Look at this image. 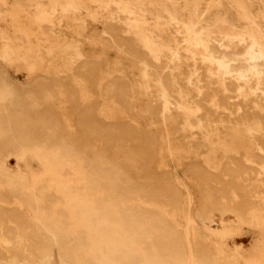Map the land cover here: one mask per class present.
Returning a JSON list of instances; mask_svg holds the SVG:
<instances>
[{"label":"rangeland","instance_id":"obj_1","mask_svg":"<svg viewBox=\"0 0 264 264\" xmlns=\"http://www.w3.org/2000/svg\"><path fill=\"white\" fill-rule=\"evenodd\" d=\"M209 1L0 0V208L12 233L60 230L32 264H79L81 249L95 264L64 207L58 224L24 205L47 184L78 189L89 212L141 215L118 264H264V0ZM22 257L12 247L1 263Z\"/></svg>","mask_w":264,"mask_h":264},{"label":"bare ground","instance_id":"obj_2","mask_svg":"<svg viewBox=\"0 0 264 264\" xmlns=\"http://www.w3.org/2000/svg\"><path fill=\"white\" fill-rule=\"evenodd\" d=\"M158 1V0H157ZM211 1V0H210ZM209 1V2H210ZM214 0H212L213 2ZM154 2V1H153ZM206 2H208V0H206ZM217 2V1H216ZM215 2V3H216ZM256 2V1H255ZM73 3V2H72ZM146 3V2H145ZM149 3V2H148ZM147 3V4H148ZM214 3V2H213ZM173 4V3H172ZM211 4V3H210ZM209 4V5H210ZM259 4V3H258ZM98 5V4H97ZM96 5V6H97ZM175 5V4H174ZM205 5V4H204ZM212 5V4H211ZM215 5V4H214ZM52 6V5H51ZM100 6V5H99ZM157 6V5H156ZM213 6V5H212ZM208 7V6H207ZM102 8V7H101ZM209 8V7H208ZM207 8V9H208ZM204 9V8H203ZM206 9V7H205ZM258 9V8H257ZM158 10V9H157ZM159 11V10H158ZM157 11V12H158ZM42 12H44L43 10L41 11V14ZM105 14V13H104ZM259 14L261 15L260 17H263L264 18V1H261V5L259 7ZM42 18H44V14L41 15ZM35 19H39V18H35ZM41 20V19H39ZM260 26V25H259ZM134 27V26H133ZM258 28V27H257ZM135 29V28H134ZM261 31V30H260ZM264 32V31H263ZM258 33V32H257ZM199 43L201 45H203V47L205 49L209 48V40H204V39H200L199 40ZM128 47V46H127ZM240 48V47H239ZM215 50V49H214ZM246 50V49H245ZM236 53V52H235ZM243 56V55H242ZM261 56L264 58V53L261 54ZM214 57V56H213ZM212 57V58H213ZM214 60V59H213ZM218 60V59H217ZM222 61V60H221ZM253 66V65H252ZM219 67V66H218ZM157 68V67H156ZM230 68V67H229ZM255 71H256V68H254ZM230 70V69H229ZM259 70V68H258ZM242 72V71H241ZM93 74V73H92ZM240 74V73H239ZM250 77V75H248ZM159 77V76H158ZM262 77V76H261ZM158 79V78H157ZM262 79V78H260ZM258 81V80H257ZM118 84V83H117ZM116 85V84H115ZM161 85V84H160ZM120 88L119 89H122L121 88V85H119ZM67 88V87H66ZM166 91V90H165ZM116 92V91H115ZM122 92V91H121ZM119 93V92H118ZM116 94V93H115ZM74 96V95H73ZM120 96V95H119ZM161 96L163 97V94H161ZM170 96V95H169ZM124 97V96H123ZM171 97V96H170ZM74 98V97H72ZM121 100V99H120ZM163 101V100H162ZM126 104V103H125ZM164 104V103H163ZM87 109V108H86ZM93 115V114H92ZM48 123V122H47ZM50 124V123H49ZM87 124V123H86ZM85 124V125H86ZM43 124H40L39 126H42ZM84 125V126H85ZM55 126V125H54ZM88 125H86L87 127ZM96 124L92 123V127L93 129L96 128ZM129 126V125H128ZM38 127V126H37ZM44 127V125L42 126ZM39 128L37 129V137L38 139L40 140H47L46 137L48 138V132L50 133L51 131V128L49 130L45 129L47 128L46 127V124H45V128ZM49 127V125H48ZM50 127H51V124H50ZM53 127V125H52ZM84 127V128H86ZM89 127V126H88ZM87 127V128H88ZM113 127V126H112ZM87 128L85 130H87ZM126 128V127H125ZM53 129V128H52ZM56 129V128H55ZM53 129V131L55 130ZM115 129V128H114ZM130 129V128H129ZM128 129V130H129ZM89 130V129H88ZM96 130V129H95ZM127 130V129H126ZM127 130V131H128ZM133 130V129H132ZM136 130V129H135ZM84 131V130H83ZM125 131V130H124ZM130 131V130H129ZM132 132V131H131ZM130 132V133H131ZM103 133V132H102ZM36 134V133H35ZM52 134V132L50 133ZM138 134V133H137ZM130 135V134H129ZM139 135V134H138ZM144 137V136H143ZM140 138V140H144V138L142 139L140 136L138 137ZM84 139V138H83ZM137 139V138H136ZM152 140V139H151ZM75 141V140H74ZM154 141V140H153ZM76 142V141H75ZM133 142V141H132ZM139 142V141H138ZM151 142V141H150ZM155 142V141H154ZM82 143V142H81ZM60 144L64 147V150L68 151V152H71L73 149H70L69 146H68V143L67 142H62L60 141ZM83 144V143H82ZM155 144V143H154ZM60 145V146H61ZM59 146V147H60ZM84 148V147H83ZM86 148V147H85ZM149 148V147H148ZM144 149V148H143ZM39 150V148H38ZM151 151V150H150ZM82 152V151H81ZM104 153V152H103ZM65 154V153H64ZM84 154V152H83ZM144 154V153H142ZM69 155V154H68ZM63 156V155H62ZM74 156V155H73ZM94 156V155H93ZM126 156V155H125ZM135 156V155H134ZM103 157V156H102ZM131 157V156H130ZM86 158V156H85ZM92 158V157H91ZM95 158V157H94ZM115 158V157H114ZM111 159V158H110ZM121 159V158H120ZM127 159V158H126ZM129 159V158H128ZM127 159V161H129ZM88 160V159H87ZM106 160V158H105ZM109 161V160H108ZM111 161V160H110ZM130 161L133 162V160L130 159ZM89 162V161H88ZM92 162V161H91ZM94 162H95V159H94ZM113 162V161H112ZM86 163V162H85ZM93 163V162H92ZM114 163V162H113ZM118 163V162H117ZM116 163V164H117ZM129 163V162H128ZM99 164V163H98ZM105 164V163H104ZM127 164V163H126ZM130 164V163H129ZM133 164V163H132ZM119 165V164H118ZM128 165V164H127ZM99 166V165H98ZM117 166V165H116ZM116 166L111 164L110 165V169L113 170V173L115 174V172L117 173V169H116ZM58 167V166H57ZM64 167V166H63ZM81 167V166H80ZM87 167V166H86ZM107 167V166H106ZM238 167V166H237ZM99 168V167H98ZM97 168V169H98ZM118 168H120L118 166ZM121 168L122 165H121ZM65 169V168H63ZM109 169V168H108ZM132 169V168H131ZM76 170V169H75ZM79 170V169H77ZM88 170H91V166L90 164L88 165V167L86 168V171ZM121 170V169H120ZM123 170V169H122ZM68 171V170H67ZM66 171V172H67ZM119 171V170H118ZM44 172V171H43ZM66 172H64V174H66ZM99 172V171H98ZM55 173V171H54ZM57 173V171H56ZM63 173V172H62ZM68 173V172H67ZM73 173V172H72ZM119 173V172H118ZM139 173V172H138ZM51 174V172H50ZM63 174V175H64ZM71 174V173H70ZM100 174V173H99ZM97 173V178L95 181H93V183H91L92 185L94 184L95 187L98 186V180L100 178V175ZM120 175L123 174L122 173H119ZM118 174V175H119ZM137 174V173H136ZM48 175V174H47ZM58 175V173H57ZM67 175V174H66ZM197 175V174H196ZM46 176V175H45ZM74 176V174H73ZM137 176V175H136ZM200 176V175H199ZM44 177V175H43ZM42 177V178H43ZM59 177V176H58ZM57 177V178H58ZM77 177V176H76ZM117 178V176H115ZM119 177V176H118ZM55 178V179H57ZM61 178V177H60ZM81 178V177H80ZM87 178V177H86ZM44 179V178H43ZM74 179V178H73ZM83 179V178H81ZM80 179V180H81ZM197 179V178H196ZM37 180V179H36ZM59 180V179H58ZM76 180V179H75ZM93 180V179H92ZM118 180V179H117ZM39 181V180H38ZM79 181V180H78ZM83 181H85L83 179ZM83 181H80V182H83ZM102 181V180H101ZM115 181V180H114ZM112 181V182H114ZM197 181V180H196ZM48 182V181H47ZM54 182V181H53ZM116 182V181H115ZM112 183V184H107L106 185V188H110L112 186H116L117 183ZM126 182V181H125ZM128 182V181H127ZM49 183V182H48ZM52 183V182H51ZM63 183V182H62ZM66 183V182H65ZM75 183V181H74ZM79 183V182H78ZM87 183V182H86ZM109 183V182H108ZM76 184V183H75ZM105 184V183H104ZM34 185V184H33ZM43 185V184H42ZM59 185V184H58ZM58 185H51V184H47L45 186V191H43V189L41 188H37V189H34L33 190L35 192L34 193V198L33 200H30V201H26V203L24 205H26V207L29 209V210H32L33 209V206L35 205V202H37L38 200L41 201V203L43 204V212H42V215L45 214V213H48L49 216L52 218V220L54 219H57L58 221V224L59 223H62L63 221V210L61 209L62 207H64V210L66 212L69 213V216L66 218V223H67V226L69 227L70 230H76V229H86V240L89 241V247H90V255H92L94 258H93V262L95 264H118L115 257V253H116V247H118V245L120 244V237L122 238L125 234V231H124V226H127V230L130 232V231H133L134 229V226H140V218H141V215L139 217H136L137 220H135L133 217H128V215L126 214L125 211H115L113 209H110L108 207L104 208L103 210L101 211H97L95 209H92L94 210L93 212H89L87 209L89 207V200L85 198L84 193L80 194L78 189L76 190L75 188V191L72 190L71 188H69L68 186L67 187H63L64 185H62V187L58 186ZM68 185V184H66ZM90 185V184H89ZM36 186V185H35ZM43 186V187H44ZM74 186V184H73ZM87 186V185H86ZM104 186V185H103ZM118 186V185H117ZM34 187V186H33ZM71 187V186H70ZM78 187V185H77ZM91 187V186H90ZM140 187V185H139ZM138 187V188H139ZM206 187V186H205ZM79 188V187H78ZM88 188V187H87ZM98 188V187H97ZM113 188V187H112ZM116 188V187H115ZM121 188H123V186L121 185ZM137 188V187H136ZM142 188V186L140 187ZM139 188V189H140ZM10 191H13L15 192V187H10L9 188ZM83 189V188H82ZM101 189V188H100ZM121 189V190H122ZM150 189V187L148 188ZM241 189V188H240ZM243 189V188H242ZM85 190V189H84ZM90 190V188H89ZM102 190V189H101ZM111 190V189H110ZM108 190V191H110ZM147 191V189H145ZM87 191V190H86ZM85 191V192H86ZM141 193H142V190L140 189ZM145 191V192H146ZM149 191V190H148ZM152 191V190H151ZM210 191V190H209ZM242 191V190H241ZM240 191V192H241ZM32 192V191H31ZM90 192V191H89ZM95 192V191H94ZM139 192V191H138ZM150 192V191H149ZM155 192V190L153 191ZM87 193V192H86ZM85 193V194H86ZM167 193V192H166ZM243 193V192H242ZM241 193V194H242ZM246 193V192H245ZM204 194V193H203ZM239 194V193H238ZM84 196L82 198V196ZM93 195V194H92ZM163 195V194H162ZM247 195V193H246ZM91 195H89V198H90ZM242 196V195H241ZM166 197V196H165ZM212 197V196H210ZM243 197V196H242ZM241 197V198H242ZM167 198V197H166ZM7 199V198H6ZM204 199V198H203ZM200 200V199H199ZM91 203V202H90ZM93 203V201H92ZM200 203V202H199ZM95 204V202H94ZM93 204V205H94ZM139 209V208H138ZM137 209V210H138ZM133 210V209H132ZM91 211V210H90ZM134 211V210H133ZM146 211V210H145ZM131 213V212H130ZM144 213V211H143ZM142 214V213H141ZM6 212H4L1 208H0V264H3L1 263V261H4L5 257L7 256V252L9 251L10 248L12 247H16L17 249H19L22 253H23V260L25 262V264H32L34 261V259H40V258H43V259H46L47 255H48V252L50 251V247L51 246H54V245H60L61 242H60V238L59 236L57 235V233L60 231V230H56V231H39V232H23V233H12V229L11 227H9V223L10 221L6 220ZM132 215H134L132 213ZM135 216V215H134ZM137 216V215H136ZM144 216V215H142ZM157 216V215H156ZM155 216V217H156ZM5 217V218H4ZM145 219V217L143 218ZM142 219V220H143ZM148 219V218H147ZM5 220H6V223H5ZM159 220V219H158ZM156 220V221H158ZM149 221V219H148ZM147 221V223H148ZM154 221V220H153ZM144 222V221H143ZM151 222V221H150ZM162 222V221H161ZM165 222V221H164ZM23 223V222H22ZM145 223V222H144ZM152 223V222H151ZM157 223V222H156ZM54 225V224H53ZM50 223H49V227H50ZM55 226V225H54ZM146 226V225H145ZM22 227V226H21ZM49 227L47 228L46 227V230L49 229ZM136 228V227H135ZM58 229V228H57ZM136 232H138V230L140 229H137L136 228ZM141 231V230H140ZM153 231V230H152ZM155 231V230H154ZM134 232V231H133ZM77 233V232H76ZM127 233V232H126ZM80 234V233H79ZM133 234V233H132ZM144 234V233H143ZM165 234V233H164ZM76 235V234H75ZM78 235V234H77ZM135 234H133L134 236ZM154 235V234H153ZM130 236V235H129ZM138 236V235H137ZM79 237V236H78ZM125 237V236H124ZM136 237V236H135ZM76 238V237H75ZM81 238V237H80ZM140 239V237H138ZM123 239H126V238H123ZM132 238H130L131 240ZM127 240V239H126ZM125 240V241H126ZM133 240V239H132ZM131 240V241H132ZM178 240V239H177ZM124 241V240H123ZM135 241V240H134ZM48 243L46 246L45 243ZM159 242V241H158ZM127 243V242H126ZM122 244V243H121ZM125 244V243H124ZM129 244V242H128ZM123 245V244H122ZM137 244H134V243H130L129 245H125L127 247V259H129L130 261H133L134 260V257H136L135 255V252L137 253L138 251L141 250V247H137L136 246ZM71 246V244H70ZM124 246V245H123ZM124 246V248H125ZM102 248H105L107 251L106 253H102L100 255V257L96 258V256H94V254L96 253H99L100 250ZM165 249V248H164ZM83 250V249H81ZM80 250V257H79V264H88L87 262V258H85V256L83 255V251ZM85 251V250H84ZM142 251V250H141ZM171 252V251H170ZM87 253V252H86ZM101 253V252H100ZM141 254V252H139ZM203 253V252H202ZM152 254V253H151ZM173 254V253H172ZM89 255V256H90ZM144 255V252L141 254V256ZM154 255V260H152L150 262V259L146 258L147 256L143 257L145 258L143 262H141L142 264H185L184 261L182 260L181 257H179L180 255L177 254L176 255V252L174 253L175 258L173 260H170V257L167 258L164 257V258H161L159 254L157 253H153ZM33 256V257H32ZM77 256V255H76ZM203 257V256H202ZM34 258V259H33ZM124 259V258H123ZM78 260V259H77ZM187 260V259H186ZM125 261V259H124ZM126 262V261H125ZM196 264H199V263H196Z\"/></svg>","mask_w":264,"mask_h":264}]
</instances>
